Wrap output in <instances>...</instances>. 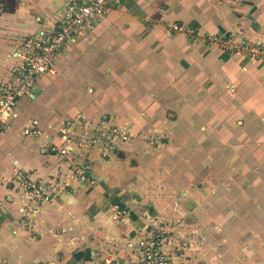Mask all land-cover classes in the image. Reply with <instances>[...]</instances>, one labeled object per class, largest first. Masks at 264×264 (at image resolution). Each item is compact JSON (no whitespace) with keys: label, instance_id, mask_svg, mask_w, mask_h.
Here are the masks:
<instances>
[{"label":"crops","instance_id":"obj_1","mask_svg":"<svg viewBox=\"0 0 264 264\" xmlns=\"http://www.w3.org/2000/svg\"><path fill=\"white\" fill-rule=\"evenodd\" d=\"M64 1L0 0V86L21 39L55 25ZM187 30L264 42V0H122L18 98L0 133V176L23 169L47 191L0 183V264L104 255L106 242L116 261H137L134 242L156 226L174 263L264 264V62ZM74 121L129 137L51 152L61 129L76 135Z\"/></svg>","mask_w":264,"mask_h":264},{"label":"built area","instance_id":"obj_2","mask_svg":"<svg viewBox=\"0 0 264 264\" xmlns=\"http://www.w3.org/2000/svg\"><path fill=\"white\" fill-rule=\"evenodd\" d=\"M121 1L65 0L55 25L21 39L13 52L15 63L9 79L0 86V133L7 128V118L14 111L18 98L32 92L41 74L51 70L56 55L75 37L90 31L100 16ZM169 29L177 31L182 29V26L172 24ZM187 33L191 38H203L209 43L214 42L221 51L233 57L264 62V42L246 41L235 32L199 34L198 31L187 30ZM73 129H76V135H70L66 128L61 129L58 136L59 143L51 145L49 150L61 154L76 153L79 148L85 151L87 147L107 150L113 147L116 138L126 140L129 137L126 130L117 129L105 121L92 125L83 121H74ZM74 148L76 150H73ZM73 165L77 176L84 179L87 171L84 163L74 161ZM0 183L15 187L24 195L32 197H42L47 191V184L44 181L23 169H15L9 179L0 176ZM166 237L165 230L157 226L151 234L141 236L134 242L138 261H116L107 258L104 264H179L172 262L163 251Z\"/></svg>","mask_w":264,"mask_h":264},{"label":"rangeland","instance_id":"obj_3","mask_svg":"<svg viewBox=\"0 0 264 264\" xmlns=\"http://www.w3.org/2000/svg\"><path fill=\"white\" fill-rule=\"evenodd\" d=\"M173 185L174 184H172L171 186H173ZM222 194H225V192H223ZM172 195H174V194H172ZM224 200H225V198L222 197L221 202H224ZM155 209L158 211V210H160V207H155ZM214 209H216V207L210 208V206H207L206 209H204V211L206 210L204 214L209 215L210 212H214L213 211ZM225 209L226 208H223V207H217L216 213L225 214V212H224ZM229 210H232V209H229ZM237 210H240V208H237ZM96 226H98V225H96ZM228 226H233V225L231 223H228L227 227ZM156 227H153L154 230L156 229ZM148 232H149L148 234L152 233V231H148ZM97 240H95V242H97ZM116 246L117 245L113 244L112 242H106L104 245L102 244L103 251H101V253L104 252V255L103 254H94V256H91L92 253H90V251H88V252L87 251H74V253L71 256H69V258L72 261L71 260H69V261L64 260L60 264H104L106 262L107 258H112L115 260L114 256L117 255L114 253V252H116V249H115ZM92 247H96V244H92L89 250H91ZM97 247H99V246H97ZM117 250H118V248H117ZM252 257H254V256H252ZM261 260L264 261V258H261ZM127 262H129V261H127Z\"/></svg>","mask_w":264,"mask_h":264}]
</instances>
